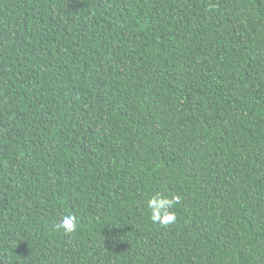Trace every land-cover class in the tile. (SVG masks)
Instances as JSON below:
<instances>
[{
	"label": "trees",
	"instance_id": "trees-1",
	"mask_svg": "<svg viewBox=\"0 0 264 264\" xmlns=\"http://www.w3.org/2000/svg\"><path fill=\"white\" fill-rule=\"evenodd\" d=\"M0 264H264V0H0Z\"/></svg>",
	"mask_w": 264,
	"mask_h": 264
}]
</instances>
